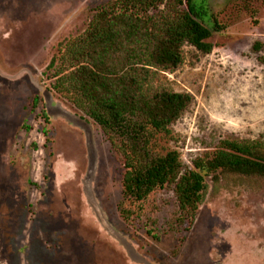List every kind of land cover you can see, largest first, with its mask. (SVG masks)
Returning <instances> with one entry per match:
<instances>
[{"label":"rangeland","instance_id":"obj_1","mask_svg":"<svg viewBox=\"0 0 264 264\" xmlns=\"http://www.w3.org/2000/svg\"><path fill=\"white\" fill-rule=\"evenodd\" d=\"M111 1L0 0V264H264V178L208 179L192 220L180 222L173 185L138 211L119 150L52 90L48 64ZM193 4L226 28L211 52L186 44L184 63L160 75L192 102L173 135L150 139L157 153L177 150L183 171L222 139L264 140V0Z\"/></svg>","mask_w":264,"mask_h":264},{"label":"trees","instance_id":"obj_2","mask_svg":"<svg viewBox=\"0 0 264 264\" xmlns=\"http://www.w3.org/2000/svg\"><path fill=\"white\" fill-rule=\"evenodd\" d=\"M193 1L113 0L102 5L46 68L52 90L83 108L121 153L124 200L136 203L140 211L154 190L173 185L180 222L195 216L208 179L217 185L221 175L264 178L263 139H222L210 155L195 157L185 171L177 150L160 154L152 147L153 134L173 135L171 125L192 102L190 93L159 83L160 75L184 63L186 44L211 52L208 39L226 28ZM159 6L163 9L157 11ZM253 49H260V43ZM42 115L47 122L45 110ZM42 132L49 141L46 127ZM120 212L126 219L131 216Z\"/></svg>","mask_w":264,"mask_h":264}]
</instances>
